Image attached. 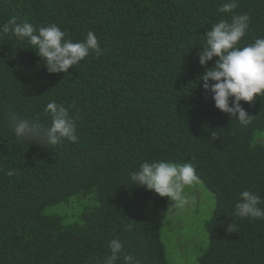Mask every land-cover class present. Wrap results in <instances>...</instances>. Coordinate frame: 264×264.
<instances>
[{
  "label": "trees",
  "instance_id": "obj_1",
  "mask_svg": "<svg viewBox=\"0 0 264 264\" xmlns=\"http://www.w3.org/2000/svg\"><path fill=\"white\" fill-rule=\"evenodd\" d=\"M226 2L0 0V26L12 16L37 28L55 24L73 42L92 31L102 49L67 73H49L26 41L0 37V264H95L112 239L124 244L118 264L124 254L172 264L162 235L169 198L129 179L153 161H190L200 180L193 187L215 199L194 264H264V220L233 215L242 191L264 198V96L241 101L254 116L244 127L199 80L218 59L201 66L197 56L212 25L247 14L238 47L264 38V0L220 12ZM53 101L76 120L78 142L17 140L8 114L47 126Z\"/></svg>",
  "mask_w": 264,
  "mask_h": 264
},
{
  "label": "clouds",
  "instance_id": "obj_2",
  "mask_svg": "<svg viewBox=\"0 0 264 264\" xmlns=\"http://www.w3.org/2000/svg\"><path fill=\"white\" fill-rule=\"evenodd\" d=\"M238 6V0H228L219 11L232 12ZM247 14L233 15L231 22L220 20L207 31L206 40L197 53L199 64L206 66L214 57H218L214 66L207 68L199 77L205 93L211 95L214 106L229 114L241 126H248L254 116L242 107L241 101L251 104L256 97L264 96V38L255 39L254 43L238 47L250 25ZM12 35L18 40L26 41L40 56L49 73H67L70 67L77 65L94 51L102 54L96 35L89 31L85 40L73 42L67 38L68 33L55 24L35 27L31 23H18L17 17H10L0 26V37ZM45 112L51 115L47 126L39 122L21 119L15 113L8 114L9 127L17 140H28L43 147L58 146L63 140L78 142L76 120L62 104L50 102ZM216 138L217 133L211 132ZM14 175L13 171L7 173ZM129 179L134 185L167 197L174 202L170 207L183 210L190 202L185 194L186 186L200 182L194 165L189 161L182 164L166 161L142 162ZM264 198L252 191H242L235 204L233 215L238 218L264 220ZM128 224L126 230L131 231ZM233 222L227 226L229 233L236 232ZM109 254L95 264H118L124 252V244L119 239H112L107 245ZM123 264H140L131 254L123 255Z\"/></svg>",
  "mask_w": 264,
  "mask_h": 264
},
{
  "label": "rangeland",
  "instance_id": "obj_3",
  "mask_svg": "<svg viewBox=\"0 0 264 264\" xmlns=\"http://www.w3.org/2000/svg\"><path fill=\"white\" fill-rule=\"evenodd\" d=\"M185 194L190 202L183 209L170 207L163 221L162 235L168 240L172 264H194L193 254L208 244L205 222L213 211L215 199L205 189L193 185L186 186Z\"/></svg>",
  "mask_w": 264,
  "mask_h": 264
}]
</instances>
